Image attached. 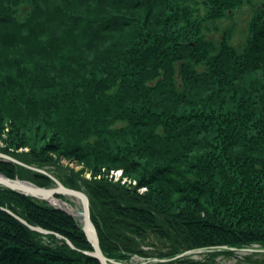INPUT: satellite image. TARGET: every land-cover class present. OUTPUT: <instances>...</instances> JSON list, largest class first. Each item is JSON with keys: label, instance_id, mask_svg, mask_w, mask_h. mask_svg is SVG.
Segmentation results:
<instances>
[{"label": "trees", "instance_id": "obj_1", "mask_svg": "<svg viewBox=\"0 0 264 264\" xmlns=\"http://www.w3.org/2000/svg\"><path fill=\"white\" fill-rule=\"evenodd\" d=\"M241 12L237 48L235 26L216 34ZM0 152L27 164L0 157L10 179L84 192L117 262L264 248V0H0ZM120 169L137 184L112 180ZM0 198L88 243L67 211L2 185ZM220 257L264 264H164ZM0 264L96 263L0 210Z\"/></svg>", "mask_w": 264, "mask_h": 264}, {"label": "water", "instance_id": "obj_2", "mask_svg": "<svg viewBox=\"0 0 264 264\" xmlns=\"http://www.w3.org/2000/svg\"><path fill=\"white\" fill-rule=\"evenodd\" d=\"M56 182V186L54 188L46 189L40 188L31 184L29 182L20 181V180H13L9 179L8 177L0 174V185H3L9 189L15 190L19 193L24 195L33 196L42 200H47L48 198L64 195V196H71L78 200H80L83 204L84 212L83 217L81 219L75 217L76 219L80 220L83 223V230L87 237L88 243L85 241L76 238L74 236H70L67 234L50 231L43 229L39 226H36L18 214L11 211L7 204L0 198V210L6 212L10 216H12L16 221L20 222L21 224L29 227L31 230L36 231L43 235H50L55 236L59 239H62L69 244L76 246L83 254L87 257L92 259L96 264H153V263H169L173 262L182 258L192 257L195 255H201L206 253H215V252H223V251H234L238 252H246V253H264L263 247H250V248H237L233 246H218V247H209V248H200V249H193L189 251L182 252L174 257H167V258H148L142 259L139 263H121L117 262L116 260L108 258L100 245V239L97 233V230L92 222L91 218V208H90V201L88 196L81 191L70 189L62 184L59 180L53 178Z\"/></svg>", "mask_w": 264, "mask_h": 264}, {"label": "rangeland", "instance_id": "obj_3", "mask_svg": "<svg viewBox=\"0 0 264 264\" xmlns=\"http://www.w3.org/2000/svg\"><path fill=\"white\" fill-rule=\"evenodd\" d=\"M26 7L27 6H25V5L23 6V8L21 10V14L22 15L25 14ZM249 19H250V15H248V14H246L244 12H241L239 14H235V16L233 17V19H227V20L221 21L218 24L221 27V33L216 34V37L217 38H221L222 35H223V32L222 31L225 28L230 27V26H235V28H234V30L232 32V36H231L232 37L231 43L235 47H237V48L242 47V44H244L245 40L249 36V33H248V21H249ZM25 151L27 152L28 149H23L22 150V152H25ZM0 157L1 158H5V159H10V160H12V161H14V162H16L18 164H21L23 166H27V164H25V163H23V162L15 159L14 157L12 158L11 156H8V155H6V154H4L2 152H0ZM72 167H74L76 169H79L80 168V167H78V166L76 167L74 165H72ZM35 170H38L40 172L46 173L45 171L39 170V169H36V168H35ZM0 174H2V173L0 172ZM2 175H4V174H2ZM109 175H110V177H111L112 180H114L115 182H121V184H123V185H130L131 182H132V185H134V184L136 185L137 184V181L136 180H133V179H131L129 177L123 176L121 169L120 170L111 171ZM88 177H90V174H88ZM13 180H20V181L29 182V181L21 180V179H13ZM29 183L34 184L32 182H29ZM34 185L37 186V187L46 188V189L54 188L56 186L55 185L54 187L47 188V187H41V186L36 185V184H34ZM13 191H15V190H13ZM140 191L141 192H144L145 191V188L140 189ZM15 192H17V191H15ZM17 193H19V192H17ZM26 196H28V195H26ZM31 197H33V196H31ZM66 197L69 199V201H64L61 198H59L58 196L51 197V198H53V200H55V202H53L52 200H50L51 202L49 201V204L52 205V206H54V207H57V208L59 207V208L64 209L65 211H67L68 213H70L71 215H73L74 218L77 217V218L81 219V217H83V212H84V208H83L82 202L80 200L74 198V197H71V196H66ZM34 198H36V197H34ZM37 199H39V198H37ZM40 200H42V199H40ZM43 201H46V199L43 200ZM76 220H78V219H76ZM78 221H80V220H78ZM237 254L238 255H248V254H253V253L238 252ZM203 255L204 254L195 255V256H192L191 258H194L196 260H199V259H202ZM135 262L136 263H139L140 262V259H136ZM218 262H219V264H247V263H241L238 258H226V257H220L218 259Z\"/></svg>", "mask_w": 264, "mask_h": 264}, {"label": "bare ground", "instance_id": "obj_4", "mask_svg": "<svg viewBox=\"0 0 264 264\" xmlns=\"http://www.w3.org/2000/svg\"><path fill=\"white\" fill-rule=\"evenodd\" d=\"M48 200V201H47ZM46 201L49 203L50 200H52L53 202H55V200H53V198H48ZM51 202V201H50ZM59 208V207H58ZM59 209H62V208H59ZM64 210V209H62Z\"/></svg>", "mask_w": 264, "mask_h": 264}]
</instances>
